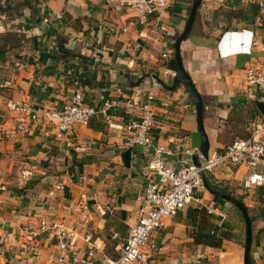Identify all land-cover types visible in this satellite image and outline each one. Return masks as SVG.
<instances>
[{"label":"crops","instance_id":"obj_1","mask_svg":"<svg viewBox=\"0 0 264 264\" xmlns=\"http://www.w3.org/2000/svg\"><path fill=\"white\" fill-rule=\"evenodd\" d=\"M232 1L200 0L179 45L182 68L203 103L208 154L244 139L260 115L254 101L264 103V94L247 86L243 72L247 65L264 68V0ZM251 4L258 7L254 16ZM189 6L190 0H177L139 24L132 11L114 14L104 0H0V264H44L56 251L45 235L24 231L39 218L71 233L69 249L76 257L86 259L89 250L93 260L116 256L136 219L150 159L149 149L127 146L125 131L127 105L144 99L148 73L159 83L151 89L152 144L171 147L174 141L178 154L165 160L174 170L197 155L199 135L187 93L180 85L173 91L160 87L170 85L172 77L162 78V71L174 72L172 45ZM236 11L245 17L228 15ZM55 14L62 16L56 24ZM56 39L64 53L57 51ZM78 56L92 64H82ZM76 87L85 104L99 109L107 99L113 103L107 119L99 112L58 136L41 125L27 135L14 131L7 102L58 109ZM125 150L127 166L121 160ZM255 170L264 175V162ZM245 176L244 166H225L203 174L202 183L209 180L241 200L251 219L250 262L264 264V179L244 190ZM194 196L197 202L151 234L144 248L149 264H242L244 225L237 210L205 188ZM207 207L214 214H207ZM221 226L232 239L220 248L193 241L195 234L210 235Z\"/></svg>","mask_w":264,"mask_h":264},{"label":"built area","instance_id":"obj_2","mask_svg":"<svg viewBox=\"0 0 264 264\" xmlns=\"http://www.w3.org/2000/svg\"><path fill=\"white\" fill-rule=\"evenodd\" d=\"M177 0H104L117 14L122 10L132 11L139 24H144L148 17L159 15L169 9ZM232 1V0H230ZM62 16L55 14L54 24L59 23ZM124 31V30H122ZM163 62L167 63V53L160 54ZM16 68L20 63L10 58ZM247 86L259 94H264V68L247 65L244 69ZM174 72L167 69L162 71V78H171ZM149 90L142 101L131 100L128 103L125 131L128 136V147H144L150 150V159L145 165L146 181L141 195V204L137 216L128 230L122 245L115 257L93 260L89 250L87 258L82 259L72 254L69 249L71 233L61 224L48 222L39 218L35 224L28 223L24 231L33 236L45 235L54 243L56 251L50 254L44 264H149L144 253L151 234L162 227L163 221L173 217L178 211L198 201L194 194L202 191V176L214 169L225 166H244L246 176L241 182L244 190L262 185L264 175L256 172V166L264 162V115H257L249 123L248 134L244 139H235L221 149L207 154L205 160L199 158L196 165L183 164L176 170L166 165L165 160L178 154L174 141H169L171 147L152 144L151 131L154 124L151 103L154 100L153 88L159 83L152 72L148 73ZM110 100L97 105L85 104L83 92L79 87L73 90L67 103L58 109L38 110L25 104L7 102L5 109L12 116L14 131L20 135H27L38 126L49 128L50 133H64L73 124H86L90 118L101 112L107 119L106 112L112 105ZM165 106V104H162ZM101 110V111H100ZM47 135V133H45ZM184 155H190L184 150ZM207 214H214L212 207L205 208ZM29 217V214H26ZM88 242V238H84Z\"/></svg>","mask_w":264,"mask_h":264},{"label":"water","instance_id":"obj_3","mask_svg":"<svg viewBox=\"0 0 264 264\" xmlns=\"http://www.w3.org/2000/svg\"><path fill=\"white\" fill-rule=\"evenodd\" d=\"M199 4H200V0H190V6L188 9V14L183 29L173 42L172 52H173V60H174V73L171 78L170 85L166 86L160 83V87L166 89L167 91H173L178 85H180L187 93V97L193 107L194 115H195L196 131L199 135V146L197 148V155H194L191 159V164L193 165L197 164L196 162L197 156H199V158H202L203 160L206 159L208 154V141L202 125L203 103L201 101L199 94L196 92L189 76L182 68L181 59L179 56V45L182 41L186 40L189 34L190 28L194 21L195 12ZM250 7L252 9V15L254 16L255 11L257 10L258 7L256 4H251ZM77 59L82 64H87V65L92 64V60L86 57L78 56ZM254 105L258 110L259 114L264 115V103L259 101H254ZM121 160L123 164L127 166L129 162V150H125L123 152V154L121 155ZM203 188H205L204 182H203ZM208 192L212 196L229 203L239 212L244 225V240L242 245V264H251L249 259V250L251 245V230H250L251 222L245 207L237 199L228 197L216 191H208Z\"/></svg>","mask_w":264,"mask_h":264},{"label":"trees","instance_id":"obj_4","mask_svg":"<svg viewBox=\"0 0 264 264\" xmlns=\"http://www.w3.org/2000/svg\"><path fill=\"white\" fill-rule=\"evenodd\" d=\"M232 3L236 4V1L233 0ZM228 15L231 18H233V19H237V18H242L243 19L245 17V16H243L240 13V11H236L234 13H229ZM50 32H54V31L51 30ZM62 44L63 43H62V41L60 39H56L55 46L57 48V51H63V53H64L65 50L63 49V47H62L63 45ZM172 68L174 70V67L173 66H172ZM204 186H205V189L207 191H216V192L221 193L223 195H226L228 197L234 198L229 193H226L223 189L218 188V186L215 183H213V182H211L209 180H204ZM237 200L241 203V200L240 199H237ZM211 233L212 234H210V235L209 234L197 233V234L194 235L193 241L196 244H200V245H203V246H206V247H209V248H213V249H218V248H220L221 242L223 240H231L232 239L231 234L223 226H221L219 228H216Z\"/></svg>","mask_w":264,"mask_h":264},{"label":"rangeland","instance_id":"obj_5","mask_svg":"<svg viewBox=\"0 0 264 264\" xmlns=\"http://www.w3.org/2000/svg\"><path fill=\"white\" fill-rule=\"evenodd\" d=\"M242 244H243V239H242Z\"/></svg>","mask_w":264,"mask_h":264}]
</instances>
